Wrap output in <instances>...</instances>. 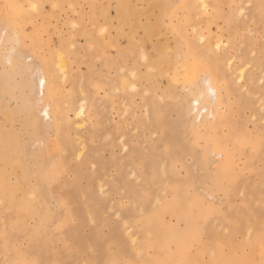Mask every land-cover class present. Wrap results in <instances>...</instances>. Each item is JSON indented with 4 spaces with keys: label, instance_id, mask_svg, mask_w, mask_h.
<instances>
[{
    "label": "rangeland",
    "instance_id": "1",
    "mask_svg": "<svg viewBox=\"0 0 264 264\" xmlns=\"http://www.w3.org/2000/svg\"><path fill=\"white\" fill-rule=\"evenodd\" d=\"M0 168V264H264V0H0Z\"/></svg>",
    "mask_w": 264,
    "mask_h": 264
},
{
    "label": "bare ground",
    "instance_id": "2",
    "mask_svg": "<svg viewBox=\"0 0 264 264\" xmlns=\"http://www.w3.org/2000/svg\"><path fill=\"white\" fill-rule=\"evenodd\" d=\"M167 3H164V4H162L163 6L164 5H166ZM132 8L133 7H131L130 5H128V4H123V5H121V8H119V13L121 14L119 17H120V20L122 21V20H126V19H128L129 20V18H125L126 17V14L130 11L131 12V10H132ZM134 12V11H133ZM133 12H132V15H133ZM141 12V11H140ZM148 12V11H147ZM137 14H138V12H137ZM137 14H136V16H137ZM130 17V16H129ZM123 22V21H122ZM131 22V21H130ZM169 60H171V59H169ZM169 60H168V63H170L169 62ZM176 61H177V58H176ZM153 62H157L155 59H151V63L153 64ZM161 61H160V58L158 59V63H156V64H154V65H156V66H158L159 65V63H160ZM64 67V66H63ZM41 81H42V85L44 86V84H45V79L44 78H41ZM43 88V87H42ZM11 136V135H10ZM6 137H9V136H6ZM9 138H11V137H9ZM8 138V139H9ZM5 141H9V140H5ZM11 142H13V141H11ZM5 144H6V142H4ZM7 145V144H6ZM10 145V144H9ZM9 145H7V146H9ZM12 145V144H11ZM10 147V146H9ZM8 147V148H9ZM11 148V147H10ZM1 169V168H0ZM0 180H2V178L0 179ZM4 180V179H3ZM0 185H1V183H0ZM6 185V184H5ZM4 185V188H3V190L2 191H6V186ZM8 192V191H7ZM4 193V192H3ZM5 195H7V194H5ZM24 203V202H23ZM26 203V202H25ZM29 204H30V202H29ZM25 207V206H24ZM31 207V206H30ZM26 209V208H25ZM186 261V260H185ZM185 263V262H184Z\"/></svg>",
    "mask_w": 264,
    "mask_h": 264
}]
</instances>
